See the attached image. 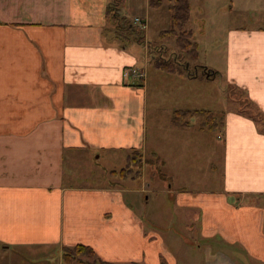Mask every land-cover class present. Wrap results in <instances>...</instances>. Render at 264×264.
I'll return each mask as SVG.
<instances>
[{
  "label": "crops",
  "instance_id": "0c3cea01",
  "mask_svg": "<svg viewBox=\"0 0 264 264\" xmlns=\"http://www.w3.org/2000/svg\"><path fill=\"white\" fill-rule=\"evenodd\" d=\"M150 1L123 0L119 16L145 31ZM110 3L0 0V264H66L64 249L78 244L111 264H237V254L264 264V130L255 118L221 110V131L202 130L175 125L174 112L213 109L170 110L177 128L210 132L194 143L211 155L213 189L169 185L161 193L172 202L155 206L145 169L136 179L113 175L133 150L165 163L172 140L150 123L149 48L142 63L139 49L116 43ZM222 46L221 68L217 57L201 64L219 68L264 117V24L233 23ZM103 160L125 163L100 172ZM141 178V191L127 187ZM135 192L143 200L128 197Z\"/></svg>",
  "mask_w": 264,
  "mask_h": 264
},
{
  "label": "rangeland",
  "instance_id": "374dc122",
  "mask_svg": "<svg viewBox=\"0 0 264 264\" xmlns=\"http://www.w3.org/2000/svg\"><path fill=\"white\" fill-rule=\"evenodd\" d=\"M169 4L168 1H164L160 9L151 11L154 23L148 26L144 31L145 36L142 43L135 40L139 33L137 31H131L127 27V22L122 21V17L119 18L118 28L117 24H113V32L111 35L117 44L131 45L134 46L133 48L139 49L142 54V63L145 62L143 58L144 46L148 47L150 51L152 63L148 66L149 84L146 87L150 123L154 124L155 129L158 128L157 124L159 123L158 126L164 129L162 132L163 139L166 141L172 140V144L162 148L163 153L167 154L166 158H164L165 163L163 162V165H166L165 167L161 165L163 158L161 159V157L157 155L142 154L141 167H133V174H136L137 171L142 174L145 169L150 178L147 179L146 177V181L152 182L153 180V187L151 186V188H149L150 190L147 194H154L152 196L154 197L152 202H154L153 204H155V206L162 202H172L173 195L166 198L163 196V193H161L163 189L167 191L169 185H172L173 189L184 187L189 190H200L213 189L220 183V180L215 178V175L211 171L210 153L206 154L204 152V145L201 147L197 142L194 143V140L197 141L199 139L198 136H201L203 140L209 138L210 132L203 131L200 133L198 130L195 131L194 129L188 131L177 128L171 123V109L189 108L193 103H197V107L213 109L216 113H213L212 118L208 117L207 114H203L192 117L190 121L197 126L204 122H216L219 131H221L222 128L223 112L221 110L226 111L227 109H233L248 114L258 120L261 128L264 130V117L249 101L246 93L242 89L230 84L222 75L221 70H218L219 68H214L212 66L213 69H216L215 73L208 67L204 68L207 74L205 76L204 71L201 69L198 71V67L196 66H203L201 63H207V61L214 60L217 57V67L221 68L222 44L225 41L228 26L239 21H246L249 24H264V14H262L264 13V0H191L193 13L186 24V28L194 31V40L201 46V58L189 62L190 68L196 71L198 76L195 81H188V79H182L178 75H171L166 72L158 71L154 67L153 60L156 57L159 58L163 56L169 59L178 58L183 63L190 60L186 55L181 53L174 40L160 41L158 39L159 34L170 26L169 16L171 15V11L169 9ZM232 6L234 11L230 13ZM130 15L134 17L133 14ZM128 22H134V24L141 23L140 21H136V19L132 21L128 20ZM142 28L143 27H141L140 32L143 31ZM167 94H171V99L164 100ZM223 96L227 101V105H221L219 98ZM162 107L163 109H161ZM158 109L161 110L157 111ZM214 136L216 135L212 133L213 138ZM183 137L187 139L188 142H183L182 144V141L179 139ZM137 159L140 160L138 156H136V160ZM124 163L123 161L117 160H103L97 164V168L100 172H105V169L107 171L110 168H120ZM166 172L169 175H171L170 173L172 172V178H167ZM107 179L111 182L118 180L113 177ZM145 183V180L141 178L129 181L127 187L141 191ZM145 188L147 189L148 187L146 186ZM134 194H138L141 200H143V194L140 192L128 193L127 195L130 197ZM151 205L152 204H150L149 208H151ZM156 210L155 207L153 213H155ZM182 231L185 235L189 233L193 234L189 229H182ZM237 256L240 259L237 264H261L249 257L248 259L246 257V261L242 262L241 255L237 254ZM99 263L100 260L97 255L91 258V264Z\"/></svg>",
  "mask_w": 264,
  "mask_h": 264
},
{
  "label": "trees",
  "instance_id": "16d2710c",
  "mask_svg": "<svg viewBox=\"0 0 264 264\" xmlns=\"http://www.w3.org/2000/svg\"><path fill=\"white\" fill-rule=\"evenodd\" d=\"M123 0H111L107 11V18L110 22L119 25V12L118 9ZM164 1H168L169 9L171 11L170 15V26L169 28L163 30L159 34L160 41H171L174 40L177 48L181 51L183 55H186L190 60L183 63L178 58L169 59L166 57H156L154 65L167 73L171 74H188L192 77L197 76L196 71H193L187 64L191 60H198L199 58V44L194 40V33L192 29L186 28V24L191 17V3L190 0H151L150 6L154 9L161 8ZM125 21V18H121ZM127 22V27L131 31H137L139 34L136 36L138 42H142L145 36L144 30L140 32V29L136 28L132 22ZM119 27V26H118ZM197 70L200 69L204 71L206 66H198ZM212 74V73H211ZM210 74V75H211ZM204 75L207 74L204 71ZM207 114L208 117L212 118L213 113L206 109H179L173 114V123L178 126L190 127V119L192 117ZM214 119V118H213ZM201 129H214L217 127L216 122H204L201 124ZM136 156L140 160H136ZM142 153L139 150H133L129 154L127 159V164L121 168L119 171L113 170V175H119L123 179L132 177L133 179L139 178L142 174L139 171L133 174V167H141ZM140 161V162H139ZM163 165V161L161 162ZM96 255L95 250L91 246L78 244L74 247H67L64 249V259L66 264H91V258ZM99 264H111L110 262L100 260ZM137 264V263H135Z\"/></svg>",
  "mask_w": 264,
  "mask_h": 264
},
{
  "label": "built area",
  "instance_id": "2783aa9c",
  "mask_svg": "<svg viewBox=\"0 0 264 264\" xmlns=\"http://www.w3.org/2000/svg\"><path fill=\"white\" fill-rule=\"evenodd\" d=\"M136 21H140L138 18L136 19ZM142 76V74H140Z\"/></svg>",
  "mask_w": 264,
  "mask_h": 264
},
{
  "label": "water",
  "instance_id": "95a60500",
  "mask_svg": "<svg viewBox=\"0 0 264 264\" xmlns=\"http://www.w3.org/2000/svg\"><path fill=\"white\" fill-rule=\"evenodd\" d=\"M189 66V64L187 65V67Z\"/></svg>",
  "mask_w": 264,
  "mask_h": 264
}]
</instances>
